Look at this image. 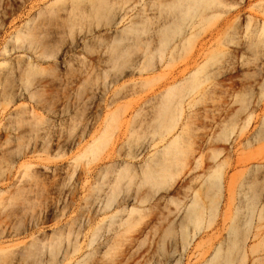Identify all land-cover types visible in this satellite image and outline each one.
<instances>
[{"label": "rangeland", "instance_id": "obj_1", "mask_svg": "<svg viewBox=\"0 0 264 264\" xmlns=\"http://www.w3.org/2000/svg\"><path fill=\"white\" fill-rule=\"evenodd\" d=\"M0 264H264V0H0Z\"/></svg>", "mask_w": 264, "mask_h": 264}, {"label": "bare ground", "instance_id": "obj_2", "mask_svg": "<svg viewBox=\"0 0 264 264\" xmlns=\"http://www.w3.org/2000/svg\"><path fill=\"white\" fill-rule=\"evenodd\" d=\"M177 137L172 141H176ZM216 179L213 183L210 184V189H215L218 194L221 193V179L216 176ZM217 195V194H216ZM218 209V203L214 206V211L217 212ZM262 208L258 210V207L256 203L254 202V199H251L246 204V216L244 217V220L241 224L237 225L234 224L230 228V232L228 234L229 236H232L233 239L231 240V245L228 248V257L233 254V251L235 249H246V242L249 238H256L261 235V230L263 228L262 224H257L252 228V222L253 217L257 216V221L260 222L263 218L262 216ZM133 212V211H131ZM204 208L200 205H198L194 200L187 206L185 214H184V221L186 223H191L195 225L197 228H201V225L204 220ZM260 219V221H259ZM184 227V225H183ZM252 230V231H251ZM240 238V241H239ZM240 243V244H239ZM221 245V244H220ZM220 246L217 247L216 253L218 252ZM252 249V248H250ZM216 253L212 256L211 260L215 258ZM244 255V252H243ZM209 262V261H208ZM207 262V263H208Z\"/></svg>", "mask_w": 264, "mask_h": 264}]
</instances>
